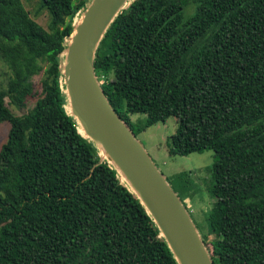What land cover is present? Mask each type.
I'll list each match as a JSON object with an SVG mask.
<instances>
[{
    "label": "trees",
    "instance_id": "trees-1",
    "mask_svg": "<svg viewBox=\"0 0 264 264\" xmlns=\"http://www.w3.org/2000/svg\"><path fill=\"white\" fill-rule=\"evenodd\" d=\"M89 1L39 0L44 29L21 0H0V59L12 74L0 90V123L10 126L0 148V264H177L68 112L63 52ZM186 4L130 0L98 46L95 73L133 132L130 115L145 116L142 129L174 117L170 156L213 151V264H264V0H198L189 17ZM40 72V97L13 115L5 98L23 106ZM193 173L167 179L188 211L200 192Z\"/></svg>",
    "mask_w": 264,
    "mask_h": 264
},
{
    "label": "water",
    "instance_id": "water-1",
    "mask_svg": "<svg viewBox=\"0 0 264 264\" xmlns=\"http://www.w3.org/2000/svg\"><path fill=\"white\" fill-rule=\"evenodd\" d=\"M130 0H90L63 52L62 84L67 109L145 208L177 264H213L209 248L167 179L129 126L111 107L97 79L94 59L114 19ZM76 14V15H77Z\"/></svg>",
    "mask_w": 264,
    "mask_h": 264
},
{
    "label": "rangeland",
    "instance_id": "rangeland-1",
    "mask_svg": "<svg viewBox=\"0 0 264 264\" xmlns=\"http://www.w3.org/2000/svg\"><path fill=\"white\" fill-rule=\"evenodd\" d=\"M197 1L198 0H187V4L183 10L185 17L194 14ZM21 2L25 10L29 13V16L44 29H47L49 15L45 10L40 9L39 0H21ZM79 17L80 14L75 15L73 22L76 23ZM41 78L42 72L32 77V94L25 99L23 106L18 107L11 103L8 97L5 98V103L13 115L20 116L25 114L34 106L41 95ZM11 79L12 74L10 69L0 59V90H6ZM130 119L136 139L140 142L157 169L166 179L171 181L173 177L179 173L189 171L195 172L192 174V178H194L199 185L200 192L186 203L194 223L202 237H204V240H206L207 247L210 250V242L215 239L216 235L214 233H209L205 215L213 203V199L208 194V189H210L213 184L211 173L212 164L214 162L213 151L207 149L201 153H191L185 156H170L168 154L167 142L169 136L175 132L177 127V122L174 117H169L164 123H157L145 129H142V124L145 120L143 114L130 115ZM9 128L8 122L0 123V148L6 142ZM81 133H83V131H81Z\"/></svg>",
    "mask_w": 264,
    "mask_h": 264
},
{
    "label": "bare ground",
    "instance_id": "bare-ground-1",
    "mask_svg": "<svg viewBox=\"0 0 264 264\" xmlns=\"http://www.w3.org/2000/svg\"><path fill=\"white\" fill-rule=\"evenodd\" d=\"M81 131H82V129H80V131H79V132L81 133ZM122 180H123V179H122Z\"/></svg>",
    "mask_w": 264,
    "mask_h": 264
}]
</instances>
